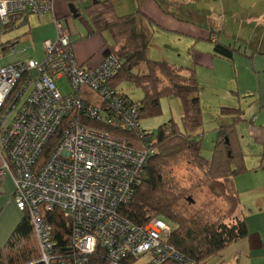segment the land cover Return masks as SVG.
<instances>
[{
  "label": "built area",
  "instance_id": "built-area-1",
  "mask_svg": "<svg viewBox=\"0 0 264 264\" xmlns=\"http://www.w3.org/2000/svg\"><path fill=\"white\" fill-rule=\"evenodd\" d=\"M52 5L53 0H0V36L12 15L44 14ZM54 25L56 37L43 42L41 60L0 66V180L12 179L15 204L30 217L40 261L87 264L101 247L109 264L141 259L144 264H194L163 242L170 232L165 220L152 218L139 226L118 215L156 152L155 137L141 126L140 104L110 84L121 69L116 56L108 53L97 66L85 67L73 55L69 31L57 19ZM61 78L69 92L57 85ZM60 125L57 143L43 155ZM56 209L71 226L72 248L65 254L54 252L52 227L42 217V211Z\"/></svg>",
  "mask_w": 264,
  "mask_h": 264
},
{
  "label": "trees",
  "instance_id": "trees-1",
  "mask_svg": "<svg viewBox=\"0 0 264 264\" xmlns=\"http://www.w3.org/2000/svg\"><path fill=\"white\" fill-rule=\"evenodd\" d=\"M119 1L122 0H90L81 10L89 26V35L101 37L104 55L113 53L121 64L119 73L110 82L111 86L127 98L129 96L121 88L123 83L141 91L142 96L136 101L140 104V121L161 115V98L176 99L180 106L181 124L170 118L158 126L153 141L156 152L150 157L132 197L118 207V215L139 226L152 218L165 220L170 225V232L163 242L173 246L186 260L203 264L248 235L238 192L228 184L229 179L246 169L237 137V125L244 118L237 107L220 108L219 117L225 119V122L215 130L211 157L205 158L202 155L203 133L200 132L201 88L193 66L177 67L166 61L148 58L147 50L152 42L156 23L141 11V0H136L138 7L134 12L117 14L115 6ZM75 14L80 16L78 8ZM18 15L11 16L3 32L13 27V19ZM106 34L109 35L110 42L104 38ZM213 52L219 57L232 60L235 52L239 51L234 46L214 41ZM18 87L9 99L16 94ZM81 123L108 129L90 121L82 120ZM61 130L60 125L46 144L43 155L53 149ZM116 133L132 138L131 134L125 132ZM182 165L202 172L198 184L205 186L206 197L199 204L193 196L197 190L196 183L185 185L182 182L184 177L174 171ZM21 212L23 215L6 243L0 245V264H43L30 217L26 211ZM42 217L52 227L54 252L65 254L72 248L69 220L57 209L42 211ZM87 264L109 262L101 247H98L88 257ZM121 264H134V261H123Z\"/></svg>",
  "mask_w": 264,
  "mask_h": 264
},
{
  "label": "rangeland",
  "instance_id": "rangeland-1",
  "mask_svg": "<svg viewBox=\"0 0 264 264\" xmlns=\"http://www.w3.org/2000/svg\"><path fill=\"white\" fill-rule=\"evenodd\" d=\"M132 7L125 5L118 9V12H129ZM37 14H30L29 23L36 25ZM73 19L72 30L76 35L72 38L78 39L79 36H87L89 26L83 14L71 18ZM65 21V19H62ZM53 27L55 28L54 21ZM44 24H41V26ZM63 25V24H62ZM28 27L24 25H15L4 31L0 36V66L10 63L15 60L24 59H42V42L41 34L44 32L38 27L27 33ZM63 27H65L63 25ZM52 28V26H51ZM56 30V29H55ZM156 30V29H155ZM104 38L110 42L109 35H104ZM88 42L91 50H97L100 53V44L103 39L99 36H94L76 42L75 45L81 42ZM95 42L94 44H91ZM13 43L16 53L10 54V45ZM203 44L204 41H194L186 35L172 33L159 27L154 34L153 41L151 42L147 56L151 60L166 61L174 66L192 67L195 70V75L198 84L201 88L199 97L202 107V155L209 159L212 154L213 144L216 138V129L219 124L220 108L222 107H237L242 112L244 121L237 125V137L240 147L244 156L245 170L237 175L234 179V189L238 192L240 200V209L243 214L247 226L261 227L264 226V149L258 146L249 137H243L244 127L249 122L250 112L244 111L247 106L246 100L250 96L243 97L242 90L244 89L243 74L236 73L233 70L232 63L224 59L221 64L216 62V65L204 61H195L193 50L202 48L206 50ZM25 48L24 52H19L20 49ZM27 48V49H26ZM203 60V58H201ZM232 66V67H231ZM57 85L63 88V91L69 92V86L63 78L57 80ZM121 88L129 98L134 101L140 100L142 93L139 89L132 87L127 83H123ZM28 92H26L18 106L26 99ZM252 99V98H251ZM161 115L154 118H143L140 123L143 129L151 133L155 137L157 128L168 119L173 118L176 122L181 124L180 121V106L179 102L174 98L163 97L160 100ZM16 109L10 115L6 123L11 120ZM1 119V116H0ZM256 125V123H255ZM262 126V125H258ZM178 170V171H177ZM180 170V171H179ZM174 171L179 172L177 175L184 177L182 182L185 185L195 182L197 190L193 196L196 203H200L206 197V188L204 185L198 184V179L202 177V172L182 167H177ZM14 185L9 175L4 176L0 180V245L3 246L15 225L21 219L23 213L17 208L13 198ZM214 258L207 259L203 264H212ZM134 264H144L143 259L136 261Z\"/></svg>",
  "mask_w": 264,
  "mask_h": 264
},
{
  "label": "crops",
  "instance_id": "crops-1",
  "mask_svg": "<svg viewBox=\"0 0 264 264\" xmlns=\"http://www.w3.org/2000/svg\"><path fill=\"white\" fill-rule=\"evenodd\" d=\"M89 1L79 0L75 5L81 14H83L81 11L83 6ZM70 3L73 2L53 0L51 11L37 14L36 25L29 23V16L34 13L19 14L13 19L12 24L13 26L26 24L29 26L27 33L34 31L37 27L43 30L41 34L43 44L45 40L56 37L52 21L59 20L69 31L72 40L71 48L76 61L88 68L95 67L104 57L103 43L100 44L101 51L98 54L97 50H91L92 47H89L87 41L75 45L79 38L83 41L94 35H89L88 32L87 36L72 38L76 33L72 30L73 19L71 18L78 16L71 13ZM137 3L136 0L119 1L116 3L115 11L120 14L118 9L129 5L132 10L127 13L122 12L120 15L132 13L138 7ZM140 6L141 11L156 23V30L162 27L166 31L186 35L191 40L206 42L207 44H203L206 50L202 51V48L193 50L195 61L201 60L214 66L216 62L219 64L223 62L224 59L213 52L214 41L238 49L239 52H235L232 60L229 61L233 65L234 72L244 73L242 96H250L244 108L245 112H250V118L248 124H245L243 137H249L264 149V0H141ZM41 24L44 25L41 26ZM91 44L95 45V42L92 41ZM224 122L225 119L219 118V124ZM234 179L235 177L228 181L232 188H234ZM247 228V237L231 244L213 257L212 264H264V226H247Z\"/></svg>",
  "mask_w": 264,
  "mask_h": 264
},
{
  "label": "water",
  "instance_id": "water-1",
  "mask_svg": "<svg viewBox=\"0 0 264 264\" xmlns=\"http://www.w3.org/2000/svg\"><path fill=\"white\" fill-rule=\"evenodd\" d=\"M69 8H70V10H71V13H73L74 16H77V15L75 14V12H76V7H75V5H74L73 3H70V4H69Z\"/></svg>",
  "mask_w": 264,
  "mask_h": 264
}]
</instances>
